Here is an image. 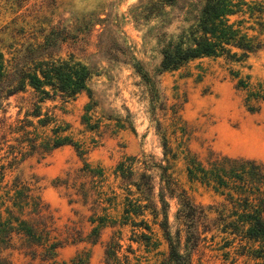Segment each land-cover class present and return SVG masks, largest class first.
I'll use <instances>...</instances> for the list:
<instances>
[{
  "label": "rangeland",
  "instance_id": "rangeland-1",
  "mask_svg": "<svg viewBox=\"0 0 264 264\" xmlns=\"http://www.w3.org/2000/svg\"><path fill=\"white\" fill-rule=\"evenodd\" d=\"M200 2L0 0V52L9 65L28 67L39 59L71 58L93 72L86 89L72 98L53 97L40 104L42 115L47 113L54 120L45 129L38 127L41 136L51 135V127L58 125L84 154L79 156L73 146L63 145L43 157L18 155L6 168L3 181L9 187L19 177L35 188L52 210L56 226L61 230L70 227L74 236L83 239L62 247L58 262L69 264L76 255L85 254L87 264H105L104 245L114 235L120 237L118 255L122 259L127 255L129 264L162 263L167 245L150 214L134 218L145 219L149 232L118 223L124 190L115 171L127 157L146 159L150 164L162 160V134L177 153L174 160L167 156L168 162L162 160V164H169L168 171L195 204L212 208L209 218L223 198L211 186L188 178L186 150L205 166L214 153L264 163V99L260 98L264 96V31L254 19L245 25L252 27L248 34L256 36L262 46L244 61L202 57L176 70H160L162 48L187 28L188 13ZM31 102L28 87L8 97L5 115L0 112V118H6L4 128L25 118ZM86 123L96 127L91 129ZM6 138L10 140L0 143V157L7 155L6 145L14 143L10 134ZM86 166L100 170L102 176L85 173ZM141 168L140 163L134 164V170ZM157 182L156 177L155 193ZM167 201L169 228L174 234L179 227L178 206L175 199ZM103 217L116 223L100 226ZM93 227L100 228L95 244L87 242ZM141 231L151 237L148 246L133 240ZM180 234V249L191 253L190 264H264V257H254L236 242L225 245L214 229L202 233L204 240L193 250L185 245L184 231ZM11 258L14 264H38L16 251Z\"/></svg>",
  "mask_w": 264,
  "mask_h": 264
},
{
  "label": "trees",
  "instance_id": "trees-1",
  "mask_svg": "<svg viewBox=\"0 0 264 264\" xmlns=\"http://www.w3.org/2000/svg\"><path fill=\"white\" fill-rule=\"evenodd\" d=\"M193 10L188 13L191 17L187 28L162 48L161 71L176 70L188 61L202 57H224L242 62L262 46L256 36L248 34L252 27L245 24L254 19V23L264 31V18L261 20L264 0H201ZM92 75L88 66L71 58L39 59L27 67L16 63L9 65L0 52V112L5 115L4 101L11 95L25 92L27 87L32 91L31 107L25 112V118L17 119L13 126L9 125L6 129V118H0V143L10 140L6 138L7 134L14 141L6 145L7 155L0 157V191L6 188L0 194V264H14L11 258L14 251L38 264H67L57 261L58 251L65 245L83 240L74 236L70 227L61 230L56 226L52 210L35 193V188L19 177H14L9 187L3 181L6 168L16 161L18 155L37 153L43 157L63 145L73 146L79 156L84 154L80 145L70 136L63 135L65 129L58 125L51 127V135L41 136L38 127L45 129L54 120L47 113L42 115L40 104L53 97L62 101L72 98L86 89ZM238 85H242L241 79ZM260 98L264 99V96L260 95ZM173 112L177 113L176 110ZM28 117L35 118L36 122ZM86 124L91 129L96 127ZM161 139L162 160L168 162L167 156L174 160L177 153L171 151L164 134ZM3 158L9 160L1 162ZM184 159L188 178L211 186L223 198L214 205L213 218L208 216L212 209L210 206L205 208L195 204L178 185L168 171L169 164H162V160L150 164L146 159L139 160L134 156L120 161L115 169L124 190L118 223L141 227L149 232L150 226L145 219L135 221L134 218L150 214L167 245L161 264H190L191 253H182L180 249V231H184L187 249L193 250L204 240L205 236L201 234L214 229L215 233L221 234L225 245L236 242L238 246L248 248L254 257H264V163L252 158L214 153L209 155L205 166L188 150ZM137 162L142 165L141 170H134ZM87 167L82 169L85 173L92 177L102 176L100 170ZM154 169L156 173H152ZM167 199H175L178 206L175 218L179 227L174 234L169 228ZM106 218L100 220V226L116 223V220ZM99 235L100 228L93 227L87 235V242L95 244ZM150 238L141 231L133 240L148 246ZM119 239L112 235L105 243V264H129L127 255L123 259L118 255L121 248ZM255 245L257 249H252ZM87 262V255L78 254L69 264Z\"/></svg>",
  "mask_w": 264,
  "mask_h": 264
}]
</instances>
